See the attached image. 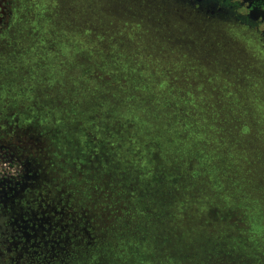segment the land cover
I'll return each mask as SVG.
<instances>
[{"label":"rangeland","instance_id":"1","mask_svg":"<svg viewBox=\"0 0 264 264\" xmlns=\"http://www.w3.org/2000/svg\"><path fill=\"white\" fill-rule=\"evenodd\" d=\"M0 227L22 264H264V38L215 0H0Z\"/></svg>","mask_w":264,"mask_h":264},{"label":"flooded vegetation","instance_id":"2","mask_svg":"<svg viewBox=\"0 0 264 264\" xmlns=\"http://www.w3.org/2000/svg\"><path fill=\"white\" fill-rule=\"evenodd\" d=\"M200 1L203 2L204 0H200ZM215 1L217 2L221 1L223 6L227 7L232 11L233 15H235V18L239 23L257 30L260 33V35L264 38L263 35L264 23H262L261 20H253L250 17L251 12L253 11L255 6L249 9L248 4H243L241 0H215ZM13 157H15V155ZM26 164H29V162L27 161Z\"/></svg>","mask_w":264,"mask_h":264},{"label":"trees","instance_id":"3","mask_svg":"<svg viewBox=\"0 0 264 264\" xmlns=\"http://www.w3.org/2000/svg\"><path fill=\"white\" fill-rule=\"evenodd\" d=\"M170 122L171 121L167 122L168 126H169ZM161 138L162 139H168V134L163 133V135H161ZM200 153L202 154L201 161H206V160L208 161L211 158V157H208L203 151H201ZM1 229L2 228L0 227V264H22L21 262H18V261L13 262V260L10 259L11 256H15V254H18V249L15 246L9 247V245H7V246L4 245L5 243H3V242L5 241V239H3L1 237V234H3ZM54 261H56V259H54ZM56 262L55 263H49V264H58ZM25 264H29V262H26ZM30 264H32V263H30ZM43 264H47V263H43ZM65 264H67V259L65 261Z\"/></svg>","mask_w":264,"mask_h":264},{"label":"water","instance_id":"4","mask_svg":"<svg viewBox=\"0 0 264 264\" xmlns=\"http://www.w3.org/2000/svg\"><path fill=\"white\" fill-rule=\"evenodd\" d=\"M241 1L243 2V4H248L249 9L255 6L253 11L251 12L250 17L253 20H261L262 23H264V0H241Z\"/></svg>","mask_w":264,"mask_h":264}]
</instances>
